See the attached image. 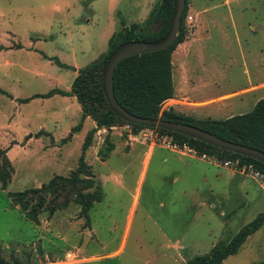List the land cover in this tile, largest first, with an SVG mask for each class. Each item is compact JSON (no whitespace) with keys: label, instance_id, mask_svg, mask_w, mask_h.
I'll use <instances>...</instances> for the list:
<instances>
[{"label":"rangeland","instance_id":"rangeland-1","mask_svg":"<svg viewBox=\"0 0 264 264\" xmlns=\"http://www.w3.org/2000/svg\"><path fill=\"white\" fill-rule=\"evenodd\" d=\"M156 1L0 0V89L11 95L0 92V149L5 150L0 164L5 156L10 165L4 188L0 180L4 258L23 264H183L264 211V190L249 176L235 171L243 184L239 188V181L228 180L227 170L214 163L216 167L210 166L203 176L194 163H181L162 152L169 150L164 144H152L148 138L143 143V134L150 130L129 124L97 129L85 152L103 192L88 219L73 195L53 213L40 212L37 223L8 196L39 187L54 175L66 177L78 166L83 131L73 136L67 131L56 144L51 137L36 135L42 118L51 127L50 114L61 120L52 129L54 135L64 133L71 118H77L69 102L53 100L40 108L33 97L55 86L69 87L73 77L72 65L61 68L41 53L85 66L107 51V41L121 28V20L127 25L143 23ZM185 27V40L172 52L175 101H164L162 108L182 101L177 91L182 73L191 78L199 72L205 79V85L199 82L190 92L194 100L234 95L201 112L173 108L196 118H224L246 110L237 102L250 85L262 84L264 94V0H189ZM13 96L31 98L15 102ZM228 102L234 105L224 108ZM215 107L217 113L206 116ZM107 134L114 148L101 159L97 150ZM162 155L168 159L164 163ZM79 188L93 190L86 182ZM260 247L264 249V224L224 264L264 261Z\"/></svg>","mask_w":264,"mask_h":264},{"label":"trees","instance_id":"trees-1","mask_svg":"<svg viewBox=\"0 0 264 264\" xmlns=\"http://www.w3.org/2000/svg\"><path fill=\"white\" fill-rule=\"evenodd\" d=\"M189 0L181 16L178 35L174 42L159 51L129 56L121 60L114 71L113 91L116 100L131 113L141 117H152L174 122H182L194 125L209 131L223 139L245 144L264 151V97L256 101L253 107L244 113L234 114L224 119L196 118L185 115L173 109V107L162 108V104L174 95V84L172 78V52L176 46L185 40L186 27L185 18L188 10ZM172 0H157L151 7L143 23H132L127 25L121 20V28L111 34L107 41V51L96 60L77 69L70 91L51 89L44 94H35L33 97H48L54 93L62 95H73L81 108L80 119L71 129H80L85 117H90L95 122V127L89 129L85 134L81 145V153L78 158L77 168L68 176L54 175L46 183L36 188H27L19 192H8L14 205H18L24 211V216L33 222H38L40 212L47 210L50 214L66 204L68 195L81 205L82 215L88 219V211L94 204L103 199V192L90 165L86 163L85 152L91 146L93 134L99 128H110L118 124H129L135 129L145 128L141 125L128 123L118 117L108 106L101 85L103 65L108 56L121 43L129 40L154 41L161 38L167 31L169 19L172 12ZM43 56L52 60L60 67L70 68L67 64L60 62L57 57ZM2 94L11 95L0 89ZM31 98V97H30ZM30 98L17 99L26 102ZM158 133L172 136L176 141L185 142L194 147L199 153L213 155L219 159L239 157L244 162H252L264 172V164L250 157L221 150L202 141L171 132L162 128H151ZM41 132H38L40 134ZM113 143L108 134L103 144L97 150L99 158L104 159L113 150ZM5 150L0 149V155ZM9 161L4 156L0 164V180L2 188L9 180ZM83 174L87 178H81ZM86 182L92 191L83 192L79 185ZM63 201L59 203V198ZM264 224V211L259 212L246 224H243L232 236L216 241L205 253L189 257L183 264H221L230 255L236 254L247 237L258 230ZM0 264H23L16 258L6 259L0 254ZM252 264H264V261Z\"/></svg>","mask_w":264,"mask_h":264},{"label":"water","instance_id":"water-1","mask_svg":"<svg viewBox=\"0 0 264 264\" xmlns=\"http://www.w3.org/2000/svg\"><path fill=\"white\" fill-rule=\"evenodd\" d=\"M186 0H172V12L166 33L158 40H129L121 43L106 59L101 76L102 91L110 109L121 119L128 123L141 125L147 128H162L175 132L206 144L242 156L250 157L264 164V151L233 141L223 139L209 131L194 125L168 121L152 117H141L124 108L115 98L113 91V75L117 64L134 55L159 51L171 45L176 39L181 23V16ZM108 131L110 128L107 129Z\"/></svg>","mask_w":264,"mask_h":264},{"label":"crops","instance_id":"crops-1","mask_svg":"<svg viewBox=\"0 0 264 264\" xmlns=\"http://www.w3.org/2000/svg\"><path fill=\"white\" fill-rule=\"evenodd\" d=\"M181 43H183V42H181ZM43 54H45L47 56H50L49 54H46L45 52H42L41 55H42V57L44 59H47V58H45L43 56ZM47 60H49V59H47ZM50 61H52V60H50ZM67 65H72L74 67V69H73V77L71 78L72 79L71 83H72L74 77L77 74V69L80 68L81 66H79L76 63L67 64ZM61 68H65V67H61ZM197 74H199V72H196L195 75L190 78L189 77V73H186V74L182 73V75L180 77H178L177 91H178V95L182 98V101H179L180 104H178V105L172 104L174 109H177L178 111L190 110V111H193L194 113L198 112V111L201 112V111H205V106L209 105L210 103H212L214 101L215 102H217V101L219 102V101L222 100V98H225L226 96H227V98H230V97L234 96V95L230 94V95L215 96V97H212V98H208L207 100L206 99H204V100H194V98H192L190 96V92L194 91L199 86V82H201L200 84H202V85L206 84L205 79L204 78H199ZM172 78H173V76H172ZM173 81H174V79H173ZM70 87H71V84H70L69 87L66 86V87L62 88V87H56L55 86V87H53L51 89H59V90H63V91L69 92L70 91ZM51 89H49V90H51ZM261 89H262V84H255V85H250L245 90L241 91L239 94H247V95L246 96L242 95L239 98V102H237V103L239 105H241V106L246 107L245 108L246 110L235 112V113L234 112H230V114L226 115L224 118H227V117L232 116L234 114H240V113H244V112L249 111L253 107V105L256 103L257 100H259L260 98L264 97V94L261 93V91H260ZM49 90H47L46 92H48ZM46 92H44V93H46ZM44 93H36V94H44ZM18 98L19 97L13 96L11 99L14 100L15 102H18V100H17ZM36 100H39L37 102V104L39 105L40 108H45L46 103H48L49 101H53V100H59V102H60V100L62 102H69V104L71 106H73L76 109V112H77L76 113V117L77 118H75V115H74L71 118V121L69 122L68 126H66L64 133H61V131H60V133L58 135H54L53 131H52V129L54 130L56 127H58L61 124L60 123L61 120L57 119L58 115L53 113V114H50L48 116V119H49V121L51 123V127H49L48 124L46 122H44V120H43L44 118H42L41 121L36 123V135H37L38 132H41L40 134H38L37 137H39L40 135H44L46 137L47 136L51 137V138H53L54 143L56 144L58 138H63L66 135L67 131L70 132V136H73L76 132L83 131L84 132V137H85V134L87 133V131L89 129L95 127V122L92 119H90V117L87 116L83 120L80 129L77 130V131H73L72 132L71 129L77 124V122L80 119V115H81L80 105H79V103L77 102L76 98L73 95H62V94H59V93H54V94H52V95H50L48 97H36ZM167 100L175 101L172 98L167 99ZM232 105H234L233 102H228L223 107L224 108H228V107H231ZM218 110H219L218 107H215L214 109L209 110V113L206 116L212 117V115L216 114ZM61 113L64 114L63 111ZM224 118H217V119H224ZM7 121H9V120H7ZM84 137H83V140H84ZM10 150L11 149H8V154H9ZM157 150L162 151L161 149H157ZM155 152H156V150H154L152 152L151 156H153V154H155ZM162 152H169L171 157L175 158L177 161H180L181 163H184V164H193L194 163L195 168H197L199 170V172L203 176L205 175L206 171H211L210 166L216 167L213 163H211V162H209L207 160L201 159L199 157L192 156V155H186V156L185 155H178V154H176V153H174V152H172L170 150H165V151H162ZM163 154L166 155V153H163ZM165 155H162V162L163 163L168 160ZM151 156H150V158H151ZM222 169L227 170L226 171L227 172L226 175H227V179L228 180H230V181H232V180L239 181L238 184H237V187L242 188L243 184H242V182H240V177H239V175H237V173L235 171L232 172L229 169L223 168V167H222ZM215 172H216V170H215ZM215 175H216V173H215ZM172 179L174 181V179H176V176H173ZM260 250L264 251V249H262L261 247H260ZM230 256H228L226 259H224L221 264H224L229 259Z\"/></svg>","mask_w":264,"mask_h":264},{"label":"built area","instance_id":"built-area-1","mask_svg":"<svg viewBox=\"0 0 264 264\" xmlns=\"http://www.w3.org/2000/svg\"><path fill=\"white\" fill-rule=\"evenodd\" d=\"M190 19L191 16H188ZM147 128V127H145ZM149 135L143 134L142 142L145 143L147 138L152 144L160 142L165 145L166 148L173 152L182 153L185 155H192L199 157L201 159L207 160L211 163L218 164L219 166L227 169H232L234 171L241 172L251 179H253L263 190H264V172L258 169L252 162H244L239 157L219 159L213 155H208L205 153H199L194 147L185 143L176 141L172 136L165 133H158L153 131L151 128Z\"/></svg>","mask_w":264,"mask_h":264}]
</instances>
